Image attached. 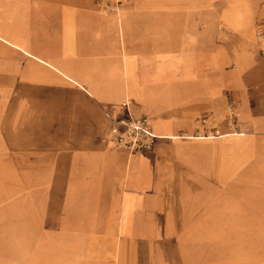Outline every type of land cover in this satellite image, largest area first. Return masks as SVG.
<instances>
[{
    "label": "crops",
    "instance_id": "crops-1",
    "mask_svg": "<svg viewBox=\"0 0 264 264\" xmlns=\"http://www.w3.org/2000/svg\"><path fill=\"white\" fill-rule=\"evenodd\" d=\"M124 1L120 13L110 16L99 11L98 0H0V48L9 62L0 72L15 70L17 63L21 75L46 67L68 83L26 79L21 84L64 89L70 97H83L88 102L86 108L99 117L102 131H108L109 136L111 119L128 114L147 118L153 132L161 136L150 151L133 156L116 148L115 152L107 150L102 137L90 163L93 195L65 209L63 226L79 232L59 240V246L68 251L59 254L57 262L46 263L39 245L23 238L21 220L20 237L5 240L4 264H173L177 257L173 254V195L193 200L184 209L187 218L183 223L179 220L177 264H189L191 257L194 264H264V238L259 240L264 236V202L250 214V220L245 219L250 226L245 237L253 232L256 236L245 239L249 256L239 262L232 259V247L222 253L225 257L221 260L215 243H204L206 232L212 233L213 241L221 226L231 228L234 221L220 218L219 207H205L203 202L206 195H221V183H235L241 168L247 169L241 195L264 199V138L256 136L264 135V101L248 105V95L241 89L244 82L253 85L258 81L254 75L264 80V65H257L251 76L242 78V57L233 58L236 69L226 70L223 65L228 60L219 50L206 49L204 43L184 36L172 40L170 21L155 19L142 26L136 22L135 13L166 8L169 2ZM237 20L231 12L224 15L230 26L239 24ZM189 30L182 28V33H191ZM202 31L198 28L196 35L201 36ZM13 54L21 57L20 63H13ZM230 89H235L241 101L242 127L254 132L238 131L246 136L228 141L220 136L199 139L203 134H197L207 127L198 119L206 111L218 115L213 131L220 135L232 130L221 117L228 101L224 95ZM124 102L130 104L129 109ZM94 103L104 106L103 114ZM178 105L181 111L174 116L171 111ZM169 134L193 138L173 140ZM224 149L233 165L238 163L225 178L220 173ZM164 189H171L172 197L164 195ZM206 246L211 249V260L205 259Z\"/></svg>",
    "mask_w": 264,
    "mask_h": 264
},
{
    "label": "rangeland",
    "instance_id": "rangeland-1",
    "mask_svg": "<svg viewBox=\"0 0 264 264\" xmlns=\"http://www.w3.org/2000/svg\"><path fill=\"white\" fill-rule=\"evenodd\" d=\"M98 1L101 2L99 11L110 16L119 14L123 9L122 5L126 3L124 0ZM165 1L169 2L166 8L142 9L135 13L136 22L142 26L151 24L155 19L159 22L170 21L173 26L172 40L184 36L195 43L197 40L199 43H204L206 49L219 50L228 60L223 65L226 70L236 69L233 58L242 57L245 64L240 73L242 78L251 76L254 73L252 70L256 69L257 65H264V0ZM166 10L167 14L164 13ZM230 12L231 17L238 19L239 24L230 26L224 21V15ZM187 27L191 28L189 31L192 34L182 33V28ZM198 28L203 29L199 37L196 35ZM20 59L18 54H13L14 63H20ZM16 65L15 70L11 72H0V264H4L5 240L20 237L21 220L23 238L37 243L45 262L52 263L57 262L56 258L59 254L68 251L67 248L59 246V240H67L65 236L69 234L74 236L77 233L76 229L63 226V219L66 218L65 209L74 206L72 203L85 202V198L93 195L95 190H93L90 163L96 156V146L102 141L104 126L99 117L93 116L88 111L85 105V102H88L83 97L73 98L64 89L57 91L47 86L26 88L21 84L23 79H21L20 66L18 63ZM43 69L32 73L39 74L41 78L48 77L54 83H68L57 73L47 70L46 67ZM255 76L258 78L257 82L253 85L251 81L244 82L241 88L248 95V105L264 101V80H260V75H254V80ZM65 77L68 79L67 76ZM226 96L228 101L224 102L221 117L222 122L229 125L232 130L220 132L219 136L223 137L224 141H228L232 137L246 136L238 131L248 134L254 132L242 127L239 110L241 101L236 96L235 89L227 91L224 97ZM93 105L102 113V104ZM175 107L171 113L177 116L181 110L179 105ZM231 112L234 115L232 124L229 122ZM21 116L23 118H20ZM198 121L207 127L204 132L200 131L197 134H203L198 138L214 139L216 131L212 129L219 121L218 115L206 111ZM106 132L108 134V131ZM209 134L210 136L204 137ZM256 136L259 139L264 138V135ZM167 137L173 140L193 138L174 134H169ZM105 147L115 152L109 135ZM136 154L140 153L131 155ZM235 165L229 151L224 149L221 152V176L225 178L229 175L236 168ZM246 172V168H241L236 173L235 183L230 186L228 183H221V195L214 197L206 195L203 201L205 207H219L220 218H230L234 221L231 222V228L221 226V231L214 233L213 241L212 236H209L212 233L206 232L204 243L206 245L215 243V250L221 252V260L225 257L222 253L226 254L232 247L231 249H235L231 254L232 259L237 262L244 261L249 256L245 253L247 249L245 239L256 236L253 232L251 237L249 235L245 237V233L250 230L245 219L250 220V214L261 207L260 204L264 199L256 195H241L246 188V184L242 182ZM232 186L234 189L230 190ZM163 193L168 196L171 194V189H164ZM172 199L173 254L177 256L173 258V264H177L181 252L178 237L181 228L179 220L183 223V219L187 218L184 209L193 200L187 198V195H173ZM204 227L207 229L208 224H204ZM262 238L264 236L259 240ZM258 250H261L259 245ZM204 251L205 259L211 260L213 258L209 256L211 249L206 246ZM192 261L191 257L189 264H194Z\"/></svg>",
    "mask_w": 264,
    "mask_h": 264
},
{
    "label": "built area",
    "instance_id": "built-area-1",
    "mask_svg": "<svg viewBox=\"0 0 264 264\" xmlns=\"http://www.w3.org/2000/svg\"><path fill=\"white\" fill-rule=\"evenodd\" d=\"M129 103L124 102L123 106L129 109ZM233 112L229 115V122L234 121ZM214 136L219 133L214 132ZM157 139L153 132L149 120L145 117H133L128 114L126 117L111 119L110 121V140L113 146L119 150L130 154L150 151Z\"/></svg>",
    "mask_w": 264,
    "mask_h": 264
},
{
    "label": "bare ground",
    "instance_id": "bare-ground-1",
    "mask_svg": "<svg viewBox=\"0 0 264 264\" xmlns=\"http://www.w3.org/2000/svg\"><path fill=\"white\" fill-rule=\"evenodd\" d=\"M3 56V57H2ZM2 58V60H4V52L2 51V49L0 48V59ZM11 62V61H10ZM34 62V61H33ZM4 63H9L8 60H4V61H0V68L1 67H6L4 66ZM14 63V62H13ZM3 65V66H1ZM14 67H17L16 65H14ZM2 71V70H1ZM21 79L23 80H30V81H33V82H37V83H44V84H53V80L52 79H49L48 77H42L39 75V74H33L32 71L31 72H28V73H25L24 75H21ZM213 134V133H211ZM157 138H161V136H158L156 135ZM200 136H203V135H200ZM210 136V134L208 135ZM102 137H103V142L106 140H108V134L107 132L104 130L102 131ZM110 137V136H109ZM111 141V140H110Z\"/></svg>",
    "mask_w": 264,
    "mask_h": 264
}]
</instances>
